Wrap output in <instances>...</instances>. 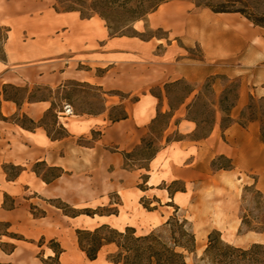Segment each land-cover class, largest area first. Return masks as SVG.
<instances>
[{
  "label": "crops",
  "instance_id": "0c3cea01",
  "mask_svg": "<svg viewBox=\"0 0 264 264\" xmlns=\"http://www.w3.org/2000/svg\"><path fill=\"white\" fill-rule=\"evenodd\" d=\"M54 3L0 0V26L9 29L4 58H0V222L9 224V235L0 239L13 242L12 251L4 254L10 261L22 260L17 264H49L38 257L39 252L57 264H120L111 258L117 250L114 244L103 246L96 259L90 260L80 248L78 232H94L105 226L120 232L131 228L143 236L174 215L167 208H174V213L180 209L216 210L217 202L212 200H217V194L207 191L232 179V173L212 171V161L218 157L233 159L236 169L248 174L257 170L258 162H264L260 123L239 124L249 100L264 97V37L256 29L246 32L227 22L217 32L216 46H205L207 20L204 27L194 28L186 13L193 4L168 2L149 15L151 23L188 46L200 43L204 60L166 64L162 75L161 60L155 54L159 45L137 40V34L114 37L100 17L58 12ZM163 9H167L165 14ZM196 11H200L201 19L209 16L207 8ZM211 13L235 19L229 16L235 13ZM168 54L177 57L181 50L170 45ZM130 55L137 62L134 73L124 68ZM147 55L154 58L151 65H145ZM228 60L237 61L222 69L210 64ZM79 65L88 70H79ZM144 68L152 71L147 78L140 74ZM99 70L103 72L97 73ZM219 73L241 77L238 100L231 110L233 124L222 129L216 121L208 136L196 137L198 125L188 117V106L199 95L196 87ZM67 80L129 95L142 94L129 102L130 96L112 100L111 93L104 110L92 114L66 117L63 107H55V127L65 132L55 136L42 122L52 109L50 100H27L18 105L6 99L2 91L8 85L54 89ZM178 81L194 91L172 111L164 94H154L151 89ZM114 106L123 107L127 117L112 121L110 110ZM161 114H171L165 133H177L179 138L158 149L145 167L126 169L124 153L142 144ZM19 115L34 121L35 126H22L14 120ZM38 163L60 168L63 173L46 183L31 169ZM12 168L15 174H10ZM259 175L256 186L264 183V171ZM54 199L68 206L70 212L54 205ZM236 201L232 194L218 207L231 210ZM38 210L42 214H34Z\"/></svg>",
  "mask_w": 264,
  "mask_h": 264
},
{
  "label": "rangeland",
  "instance_id": "374dc122",
  "mask_svg": "<svg viewBox=\"0 0 264 264\" xmlns=\"http://www.w3.org/2000/svg\"><path fill=\"white\" fill-rule=\"evenodd\" d=\"M193 4V7L188 10L189 18L191 20V26L194 28H202L205 26V20H207V31L205 46H216L218 36L217 32L224 23H232L236 26L243 28L246 32L248 30L256 29L258 34H262L264 37V28L260 26H255L249 20H247L243 15L235 13L234 16H218L213 15L210 9H207L209 16L205 19L200 18V11L204 9L203 7L196 8V2H208L212 5H217L225 0H182ZM244 3L239 4V8L246 10V13L252 18L261 19L264 18V0H242ZM55 4V3H54ZM60 9L61 6L59 7ZM187 16V15H186ZM219 18H227L223 21ZM232 18V19H229ZM127 15L123 13H111L110 22L112 26V33L117 35H136L137 40L148 42L152 41L154 44L159 45L155 54L160 57L161 60V74L163 75L164 67L166 64H174L177 61L187 60V62L194 63L200 60H204V50L200 43L192 42L191 46H188L182 39L175 36H170L167 29L154 27L150 20L152 17L149 15L144 19L127 21ZM4 27V26H0ZM222 39V35L219 36ZM5 38V31L0 29V47H3V40ZM260 40V39H259ZM138 42V41H137ZM170 45L175 46V48L181 50V55L177 57H170L168 51ZM0 58H4L3 52H0ZM126 66H124L126 71L134 73L136 70V58L134 56L128 57ZM145 65H151L154 59L152 55H147L144 57ZM237 60L228 61H214L211 65L220 66L222 69L224 66L235 64ZM148 63V64H147ZM151 67V66H150ZM149 67V68H150ZM79 70H88L87 66L79 65ZM150 69L140 70L141 76L149 75L152 71ZM103 70H99L97 73H102ZM241 86V77H228L219 73L215 78L204 82V84L196 87V95H200V99L194 105L190 114L188 116L197 118L200 122V129L198 130L196 137H202L208 135L213 127L214 121H218L220 126L227 125L226 117L217 113L219 111L218 101L223 100V108L230 109L232 104H234L235 98L238 95ZM21 91H16L12 88H7V93L11 97H16L20 103L26 102L29 98L32 100L48 99L55 107H63L64 104H69L74 113H98L104 110L105 100L111 97V93H114L112 100H121L122 97H127L129 102L135 101L142 93H136L133 95L121 93L118 91L103 90L102 88L93 85L91 83H86L78 80H67L61 87L51 89L44 85H28L21 86ZM190 86L186 85L184 82L179 84L170 83L169 86L165 87L163 85L156 86L151 89V92L157 95L164 94L165 101L168 103L170 108H176L184 100L190 90ZM198 95V96H199ZM191 102V101H190ZM251 107V109H249ZM218 109V110H217ZM214 112L216 114H214ZM64 116H68L62 113ZM124 114L123 107L114 106L110 110V116L113 119H119ZM246 117H258L260 119V134L264 130V97L258 98L253 97L249 100L248 106L245 109ZM170 114L160 117L157 123L152 127L151 133L144 139L142 144L133 152L128 153L127 160L125 161V168L128 170L138 169L145 167L148 160L154 155L155 151L164 147L168 141H171L175 137H179L176 134H166L164 128L167 125L168 117ZM216 115V116H215ZM17 122L26 123L30 125L27 119L22 116L15 117ZM42 122L47 125L48 129L54 133L55 136H62L65 134L64 130L55 127V120L51 113H47ZM212 171L215 170H225L232 173V179H225L216 188H209L208 194L216 192L217 207L216 210H203V209H180L175 214V217L179 219V223L186 221V229L192 230L196 236V250L193 254H188L185 252L186 262L188 264H208L207 261H201V257L208 244V236L213 231H218L221 234L222 239L230 244H233L242 248H249L255 243L264 244V233L258 234L255 232H247V227L242 226V221L248 217L250 221L254 224L258 220H264V198L261 199L257 192L262 194L264 197V183L256 186L259 181V172L264 171V162H258L257 170L251 174L243 172L242 170H237L233 159L226 157H218L212 161L211 164ZM31 169L37 171L40 177H45L47 179H52L56 176L59 171L51 169L44 164H34ZM16 170H11L10 174H15ZM81 183L83 181L81 180ZM223 185V186H222ZM249 187L250 190L245 192V188ZM232 194L237 196V201L235 202L233 209L223 210L220 207L221 202L224 199L229 198ZM245 195V199H243ZM211 197V195H210ZM117 201L116 199L113 200ZM54 205L60 206V201L54 199ZM213 203V202H212ZM86 211V210H84ZM169 214H174V208H167ZM35 213L39 214L40 211ZM259 218V219H257ZM5 231L4 226L0 225V234ZM119 231L111 228H104L99 231V236L107 238L109 240L116 241L121 248L117 249L112 253L111 258L114 261H128L130 264H153L146 261V252L144 251V246H149L155 244L158 241V248L164 247L166 249H174V237L179 238L178 230L174 226H162L158 229L151 231L150 233L140 236L136 234H129V240L124 237H119ZM86 243L91 240L88 235L84 236ZM149 240H144V239ZM199 238V240H198ZM13 242L6 239H0V264H17L22 260L10 261L6 256L13 249ZM130 249V251H126ZM177 251H181L180 248H176ZM6 253V255L4 254ZM38 257L44 262L49 264H57L56 260L49 261L45 259L41 252L38 253Z\"/></svg>",
  "mask_w": 264,
  "mask_h": 264
},
{
  "label": "trees",
  "instance_id": "16d2710c",
  "mask_svg": "<svg viewBox=\"0 0 264 264\" xmlns=\"http://www.w3.org/2000/svg\"><path fill=\"white\" fill-rule=\"evenodd\" d=\"M175 1V0H55L54 8L58 12H79L83 18H91L94 16H98L101 19H103L107 27L109 29V32L112 36L117 37V36H126L125 34L122 35H117L115 33H112V26L110 22V15L111 13H123L127 15L128 20L127 21H135V20H140L144 19L146 16L151 15L152 13L156 12L162 5ZM244 2L242 0H225L217 5H212L208 2H196V7H203L210 9L214 13H239L243 15L247 20H249L251 23H253L255 26H260L264 28V18L257 19V18H252L246 13V10L243 8H239V4H243ZM61 6L62 9L59 7ZM5 31V38L3 40V44L8 38V31L9 29L6 27H0V29ZM0 52H3V47H0ZM215 77H210L207 79H213ZM206 81V82H207ZM181 81L174 82L172 84H179ZM186 84V83H185ZM169 84L164 85L165 87L169 86ZM188 85V84H186ZM190 86V85H188ZM191 87V86H190ZM7 88H12L16 91H21L22 88L8 85L4 86L2 91L4 94V97L6 99L13 100L16 102L18 105H21L19 100L16 97H11L7 93ZM240 88V87H239ZM193 88L191 87L190 90L188 91L187 95L184 97L187 98L193 93ZM239 92L238 95L235 98L234 104L230 107V109H224L222 104L223 100H226V97L224 99L219 100V111L221 114H223L226 117L227 125L221 126L222 129H228L232 124L233 120L231 118V110L232 108L236 105V102L238 100ZM200 99V95L196 96L193 102L188 106V111L190 114V111L194 107V105L197 103V100ZM252 99V98H251ZM45 99L41 100H32L28 99V102H36V101H42ZM184 100L181 102L183 103ZM180 103V104H181ZM55 105L52 104V109L50 110L49 113H51L54 117L56 118V114L54 112ZM172 111L174 108H171ZM251 109V107H249ZM214 114H216L214 112ZM164 115L167 114H161L158 119ZM171 115V114H170ZM169 115V118L171 117ZM216 116V115H215ZM2 117V116H1ZM23 118L27 119L30 125H27L26 123L19 122L22 124V126L26 127H34L35 122L28 119L25 115L22 116ZM127 117L126 113L122 115L119 119H113L111 117L112 121H118L120 119H125ZM190 119L195 121L198 125V130L200 129V122L197 118L190 117ZM3 119H5L3 117ZM156 120V123L158 121ZM259 122L260 119L258 117H246L245 111L241 113L240 118H239V124L242 127H246L249 123L252 122ZM216 121L213 123V127ZM155 123V124H156ZM169 122L164 128V132L168 128ZM212 127V129H213ZM62 129V127L60 128ZM212 129L208 133V135L211 133ZM63 130V129H62ZM206 135V136H208ZM202 136V137H206ZM179 137H175L174 139H178ZM261 141L264 143V130L260 134ZM173 140V139H172ZM171 140V141H172ZM144 141V140H143ZM142 141V142H143ZM170 142V141H168ZM158 151V150H157ZM155 151V153L157 152ZM154 153V155H155ZM127 155L128 153H124V158L125 161L127 160ZM152 155V157L154 156ZM151 157V158H152ZM150 158V159H151ZM38 164H43V163H38ZM7 168V167H6ZM54 170L59 171V173L54 176L52 179H47L45 177H42V179L46 182L49 183L58 177L61 176L63 173L62 169L60 168H51ZM12 170H16L15 168H12ZM35 171V170H34ZM17 172V171H16ZM37 173V171H35ZM38 174V173H37ZM39 175V174H38ZM250 190L249 187L245 188V192H248ZM259 197L263 199L264 197L262 194L257 192ZM245 199V195L243 197ZM61 205L58 206L60 209H62L65 213H69L70 211L68 210V206L64 205L63 203H60ZM178 211H176L177 213ZM86 214L90 215L89 211H85ZM172 215L167 222L163 226H174L178 230L179 238L174 237V249H166L164 247L158 248L157 244L158 241L153 245L149 246H144V251L146 252V261H149L150 263L152 262L153 264H188L186 262V256L185 252L188 254H193L196 250V236L192 230H187L185 227L187 225V222L184 221L181 224L179 223V219L175 217V214ZM36 215H40L42 213H34ZM259 219V218H257ZM0 225L4 226L5 231L0 234V238L2 236H8V228L9 224L8 223H2L0 222ZM242 226L247 227V232H255L258 234H263L264 233V220H258L255 224L253 221H250L248 217L242 221ZM107 228L108 227H100L99 229L95 230L94 232H88V231H80L78 232V238H79V245L82 251L86 253L88 258L90 260L96 259L98 252L100 249L109 244H114L116 245L117 249L121 248V245H119L116 241L114 240H109L107 238L99 236V231ZM117 231V230H116ZM135 234V231L131 228H127L124 232L117 233L119 237H124L129 240V234ZM88 235L91 237V240L86 243L84 236ZM144 240H149V239H144ZM176 248H180L181 251H177ZM127 252L130 251V249L126 250ZM201 261H207L208 264H264V244L261 243H255L251 245L249 248H242L235 246L233 244L225 242L222 237L220 232L218 231H213L211 234L208 236V244L207 247L204 251L203 256L200 259ZM116 263L120 264H130L128 261V258L126 261H115Z\"/></svg>",
  "mask_w": 264,
  "mask_h": 264
},
{
  "label": "built area",
  "instance_id": "2783aa9c",
  "mask_svg": "<svg viewBox=\"0 0 264 264\" xmlns=\"http://www.w3.org/2000/svg\"><path fill=\"white\" fill-rule=\"evenodd\" d=\"M63 112H64V114H66L68 116H72L73 115V110H72V108H71V106L69 104H64Z\"/></svg>",
  "mask_w": 264,
  "mask_h": 264
},
{
  "label": "bare ground",
  "instance_id": "6f19581e",
  "mask_svg": "<svg viewBox=\"0 0 264 264\" xmlns=\"http://www.w3.org/2000/svg\"><path fill=\"white\" fill-rule=\"evenodd\" d=\"M166 12H167V9H163V10H162V13L165 14ZM198 240H199V238H198Z\"/></svg>",
  "mask_w": 264,
  "mask_h": 264
}]
</instances>
